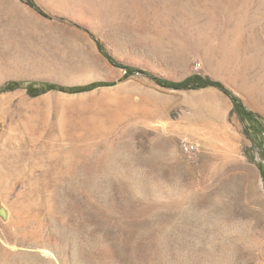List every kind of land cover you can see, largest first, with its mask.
Wrapping results in <instances>:
<instances>
[{
	"label": "rangeland",
	"instance_id": "obj_1",
	"mask_svg": "<svg viewBox=\"0 0 264 264\" xmlns=\"http://www.w3.org/2000/svg\"><path fill=\"white\" fill-rule=\"evenodd\" d=\"M0 264H264V0H0Z\"/></svg>",
	"mask_w": 264,
	"mask_h": 264
},
{
	"label": "trees",
	"instance_id": "obj_2",
	"mask_svg": "<svg viewBox=\"0 0 264 264\" xmlns=\"http://www.w3.org/2000/svg\"><path fill=\"white\" fill-rule=\"evenodd\" d=\"M108 58H109L112 62L116 63L118 66H122V64H120L119 62L115 61L112 57L108 56ZM122 67H125V66H122ZM127 70H128V74H131V73L133 72V70L130 69V68H127ZM194 79H195V80H198V79L201 80V78H200L199 76L194 77ZM190 81H191V78H189V79H187V80H185V81H183V82H178V83H176V82H170V81L162 80V79H157V82H159V83L162 84V85H165V86H174V87H176V88L195 86V85H192V84L190 85ZM198 82H199V86L207 85V84H216V83H212L211 81H208V80H206V81H202V80H201V81H198ZM98 85H102V84L95 83V84H92L90 87L98 86ZM216 85L218 86V84H216ZM219 85H220V84H219ZM17 86H18V84H15V83H9V84H7V85L4 87V89H14V88H16ZM33 86H34L33 84H30V86H29V88H30V92H31V93H32V91H31V87H33ZM46 86H47L49 89H64V87L59 86V85L54 84V83H48ZM85 89H87V88H85ZM248 114L252 116L251 113H248Z\"/></svg>",
	"mask_w": 264,
	"mask_h": 264
}]
</instances>
